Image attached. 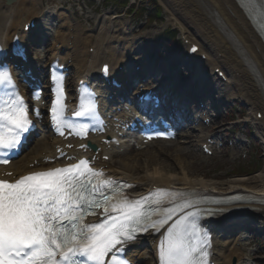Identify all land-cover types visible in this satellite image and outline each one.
Wrapping results in <instances>:
<instances>
[{
    "label": "bare ground",
    "instance_id": "bare-ground-1",
    "mask_svg": "<svg viewBox=\"0 0 264 264\" xmlns=\"http://www.w3.org/2000/svg\"><path fill=\"white\" fill-rule=\"evenodd\" d=\"M161 1L168 13L166 24H177L184 39L200 47V52L195 57L187 59L188 48L183 57L175 61L187 68L190 67L191 61H198V71H195L192 84L198 85L199 93H226L231 99L244 102L248 114L243 120L256 129L264 149V34L260 25L255 22V11L250 7V2ZM70 16L72 15L60 13L57 9H44L41 0H14L11 4L0 0V46L3 55L8 54L16 39L23 46L37 42L38 32L35 30L42 28L45 29L46 36H53L52 46L45 50V54L37 49V55L46 61L57 60L61 64L65 63L68 67V60L73 59L75 76L70 83L72 90L80 80H92L95 83H105L108 80L107 82L111 83L113 79H118L125 82L128 73H136V69L142 70L143 73L140 74L146 77L150 69L147 61L153 55L147 49V43L136 44L135 40L129 38L126 29L114 24V18L109 20L102 33L96 35L93 31L90 33L88 30L77 28ZM32 21H35L37 27L34 31L25 32V26ZM51 28L56 31L52 33ZM117 35L122 38L118 40ZM148 41H152L151 37ZM90 48H93L92 53L89 52ZM201 54H205L208 60L201 61ZM174 63L170 62L171 66L167 64L164 67H173ZM38 65L44 67V61H40ZM106 67H109L108 72H104ZM216 68L224 72L226 82L218 84ZM163 72L166 71L163 69ZM165 76L167 75L163 77ZM192 84L179 88L178 92L187 95L193 87ZM141 85L139 87L145 86ZM123 88L122 93L128 90L129 86L123 83ZM216 108L221 110V106ZM258 113L261 114V119H258ZM218 132H211L202 127L195 136L189 139L181 138L174 148L163 145L170 146L176 142L159 141L139 151L134 150L126 140H119L120 145H112L110 149L101 146L96 139L91 142L96 144L97 149L102 150L96 157L97 166L102 167L110 179L127 183L130 186L129 194L133 198L152 194L156 188L192 192L200 196H248L251 199L249 201L208 205L216 211L205 221L204 227L211 264H254L241 252V248L236 246L239 238L234 232L252 228L264 230V169L250 176L223 181L211 179L207 175L198 176L196 168L189 161L196 157L195 145L208 143ZM243 142V138L236 139L238 145ZM56 145H63V142L51 135H45L36 141L33 150L6 170L25 175L38 169L63 165L62 161L45 165L46 157L55 156ZM104 155H108L110 160L104 161ZM237 155L234 153L232 156L236 158ZM35 163L36 166L32 167ZM164 237L165 230L148 233L143 239L128 245V256L137 261L149 257L151 263L158 264V251Z\"/></svg>",
    "mask_w": 264,
    "mask_h": 264
},
{
    "label": "snow or ice",
    "instance_id": "snow-or-ice-1",
    "mask_svg": "<svg viewBox=\"0 0 264 264\" xmlns=\"http://www.w3.org/2000/svg\"><path fill=\"white\" fill-rule=\"evenodd\" d=\"M0 93L8 96L0 95L2 152L20 143L32 121L7 69L0 72ZM63 97V88L57 86L50 111L60 135L65 126L77 127L63 119ZM35 115H40L38 110ZM74 115L95 118V105L82 101ZM78 127L77 134L84 138L88 125ZM124 187L130 186L105 178L85 159L14 181L0 180V264H77L76 257L86 258L88 264H105L117 246L134 241L139 232L159 230L168 223L174 209L161 215L165 213L162 201H152L157 206L153 208L150 197L129 200ZM97 209H102L101 222L86 224V216L96 215ZM194 217L195 213L189 214L167 230L160 245L161 264H199L198 255L207 256L199 247L200 229Z\"/></svg>",
    "mask_w": 264,
    "mask_h": 264
},
{
    "label": "rangeland",
    "instance_id": "rangeland-1",
    "mask_svg": "<svg viewBox=\"0 0 264 264\" xmlns=\"http://www.w3.org/2000/svg\"><path fill=\"white\" fill-rule=\"evenodd\" d=\"M126 1V2H125ZM131 3V4H130ZM128 5L127 0H43V4L48 8L61 9L63 12L67 10L73 13L75 22L85 30L94 31L96 35H99L104 31V28L108 24L111 18H114V24L126 29L129 32L130 39L148 40L149 37L153 39L154 44L151 42L147 45L149 49L156 52L164 53V55L174 57L175 55L182 53L184 46L181 41V31L174 25H167V10L165 4L161 0H130ZM125 4V5H124ZM138 9L139 12L134 13ZM132 10H134L132 12ZM147 15H159L158 23H149ZM175 29V30H174ZM174 31L170 36L166 33ZM118 39L122 37L117 35ZM143 41H138L137 44H141ZM164 58V57H162ZM195 66L193 64L191 67ZM223 101H227L228 104L223 108V118L218 119V127L220 126L223 131L220 133L236 140L238 137L244 139L243 145H238L235 151H232L231 146L227 147V151L230 154L221 155L216 157H202L200 154H196L195 158L189 159L192 166L196 168V174L198 176L207 175L209 178L218 180H228L230 178L237 177V175H243L247 172H255L264 169V149L262 141L256 132V129L252 125H245L243 120L247 114V106L240 99L230 100V98L223 94ZM219 118H221L219 116ZM237 123L239 127H237ZM249 134V139L244 137L245 133ZM238 153L237 159H234L231 153ZM245 154L246 159H243ZM256 168V169H255ZM227 174V176H225ZM237 174V175H236ZM243 175V176H250ZM238 176V177H243ZM255 238H259V241L255 240V243L249 250L254 252L252 255L247 250L245 255L251 257L254 264H264V231L254 230ZM243 249V248H242Z\"/></svg>",
    "mask_w": 264,
    "mask_h": 264
}]
</instances>
